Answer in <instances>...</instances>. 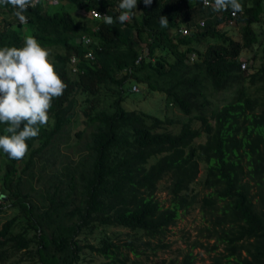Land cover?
I'll return each mask as SVG.
<instances>
[{"label": "trees", "instance_id": "trees-1", "mask_svg": "<svg viewBox=\"0 0 264 264\" xmlns=\"http://www.w3.org/2000/svg\"><path fill=\"white\" fill-rule=\"evenodd\" d=\"M66 2L29 8L28 35L16 9L0 7V48H22L25 37H35L67 85L39 136L26 141L22 160L0 150V212L6 203L16 210L0 226V264H81L85 249L104 258L87 264H141L153 239L168 246L162 237L194 205L208 215L201 231L214 238L193 243L214 252L200 264H264V41L255 27L263 25V0H239L234 24L227 21L231 8L215 12L203 0H152L147 7L138 0L131 22L111 25L88 13L115 19L120 0ZM223 26L237 27L239 38ZM88 50L93 58L84 57ZM136 92L142 100L164 95V113L137 109ZM168 108L186 118L169 117ZM77 114L84 128L73 139L67 126ZM165 178L167 206L156 197ZM198 186L207 190L202 197ZM175 264H195L192 251Z\"/></svg>", "mask_w": 264, "mask_h": 264}, {"label": "clouds", "instance_id": "clouds-1", "mask_svg": "<svg viewBox=\"0 0 264 264\" xmlns=\"http://www.w3.org/2000/svg\"><path fill=\"white\" fill-rule=\"evenodd\" d=\"M39 2L67 3L66 0H0V7L12 5L16 9L14 15L23 24L28 22L24 13ZM143 3L147 7L152 4V0H143ZM203 3L208 6L209 0H203ZM137 5L138 0H120L118 5L122 10L120 15L115 19L102 15L101 19L109 25L116 22L120 24L131 22ZM212 8L215 12L231 8L234 15L243 11L239 0H214ZM91 10L88 14L93 17ZM75 13L80 14L83 11L76 8ZM159 23L162 28H166L167 17L161 16ZM91 29L97 30L98 25L92 26ZM79 39L84 44L92 42V37L88 33H82ZM49 57L50 51L43 48L32 36L24 38L22 48L7 46L0 48V124L6 125L4 129L6 134L0 135V150L10 159L22 160L26 156L29 147L26 141L39 136L40 128L49 121L53 99L60 97L67 87L56 73ZM84 57L93 58L92 51L88 50ZM76 61L77 57L71 55L72 69H75Z\"/></svg>", "mask_w": 264, "mask_h": 264}, {"label": "rangeland", "instance_id": "rangeland-1", "mask_svg": "<svg viewBox=\"0 0 264 264\" xmlns=\"http://www.w3.org/2000/svg\"><path fill=\"white\" fill-rule=\"evenodd\" d=\"M264 4V0H263ZM89 16V14H88ZM2 19V15H0V20ZM256 30L259 34V40L264 41V21L263 25L256 24ZM223 29H227L229 31V34H231L234 38H239V31L237 32V27H229V26H223ZM23 29L26 30V33L28 35L29 25L25 24L23 25ZM249 53L248 50H243L240 54L241 60H246V57H248ZM259 61L256 60L254 65L257 67L259 65ZM138 86V85H137ZM140 89V86H138ZM262 94V92H260ZM132 95V94H131ZM222 95V92L217 94L216 98ZM132 100L134 104L137 106V109H143L148 110L149 112L155 114V113H164L165 102H164V95L153 92L151 94H148L145 96L144 100H142V95L138 92L135 93V95H132ZM129 101H127L128 103ZM166 115L169 117H172L176 120L185 119L186 116L184 114H181L176 108H168L166 111ZM196 124V123H195ZM178 124H172L169 125V128L173 133L178 132L179 130ZM91 126L87 127V132L84 133V140L87 139L88 136V130ZM84 128L82 123V117L80 114H77L76 117L73 119V121L67 126V129L69 130L70 135L75 139L74 133L75 131ZM83 141V139H82ZM62 148V147H61ZM62 152L68 153L69 155L75 156L72 154V151L70 149H61ZM204 171V165H201L199 167L198 172V178H201L202 173ZM168 180L162 179L160 181V185L158 186V189L156 191V197L161 201V203L164 206H167L169 204V194L167 193V190L165 189V186L167 185ZM36 188H40L41 186L39 184H35ZM207 192L206 189H202L200 186H198L196 190V194L198 197H202L203 194ZM34 200L37 201V198H34ZM9 204L6 203L5 206H3L2 211L0 212V226L1 224L11 216H13L16 213V210L9 207ZM208 215L205 214V212L200 209L198 205H194L190 208V210L184 214H181V216L176 220V223L174 225L169 226V230L166 232L165 236L162 237L163 242L168 243V246L165 248L157 247L155 246L158 242L157 239H153V246L155 249H146L144 253H142L139 257L141 264H175L179 262L183 255L191 250L192 254L194 256V263L200 264L203 262H209L211 256L214 252H207L205 248L202 246H192L195 241L201 242L204 245H210L214 242V238H207L205 236V231H201V228H203L205 225H209L210 223L207 222L206 218ZM121 231H126V229H119ZM83 236V235H82ZM90 241L96 243L97 241L95 239H92L90 237ZM84 242V241H81ZM221 248V247H219ZM21 256V253L15 255L11 258L10 261L17 259ZM85 257V260L81 262V264H87L90 259H92L95 263H100L101 261H104V258L100 255L94 254V252H90L89 250L85 249L83 251V255ZM10 264V263H8ZM21 264H29V260H24L21 262Z\"/></svg>", "mask_w": 264, "mask_h": 264}, {"label": "built area", "instance_id": "built-area-1", "mask_svg": "<svg viewBox=\"0 0 264 264\" xmlns=\"http://www.w3.org/2000/svg\"><path fill=\"white\" fill-rule=\"evenodd\" d=\"M214 3V0H209V4H213ZM208 4V5H209ZM230 17H229V19L227 20L228 21V23L229 24H234V18H232V17H234L235 15L233 14V10L232 9H230ZM91 14H92V16L93 17H101L102 15H107L106 13H101L100 11H98V10H96V9H93V10H91ZM109 16V15H108ZM181 32L183 33V34H186L187 33V29L186 28H182L181 29ZM140 55L138 56V59H137V62L140 60ZM246 62L245 61H243V62H241V68L242 69H245L246 68ZM131 90L132 91H137L138 90V86L136 85V84H132V86H131Z\"/></svg>", "mask_w": 264, "mask_h": 264}]
</instances>
